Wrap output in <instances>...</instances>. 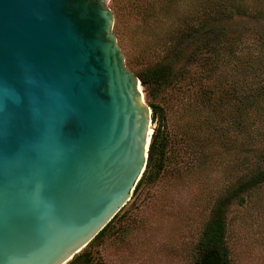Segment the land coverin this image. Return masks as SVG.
I'll list each match as a JSON object with an SVG mask.
<instances>
[{
    "label": "water",
    "instance_id": "water-1",
    "mask_svg": "<svg viewBox=\"0 0 264 264\" xmlns=\"http://www.w3.org/2000/svg\"><path fill=\"white\" fill-rule=\"evenodd\" d=\"M108 1L0 0V264L68 263L145 171L151 109Z\"/></svg>",
    "mask_w": 264,
    "mask_h": 264
},
{
    "label": "rangeland",
    "instance_id": "rangeland-1",
    "mask_svg": "<svg viewBox=\"0 0 264 264\" xmlns=\"http://www.w3.org/2000/svg\"><path fill=\"white\" fill-rule=\"evenodd\" d=\"M220 2L238 5L242 15L227 13L219 23L230 41L212 78L208 66H201L206 54L186 61L195 48L190 40L170 86L150 95L141 86L145 104L161 108L150 128L169 140L163 170L132 193L89 255L72 264H194L216 201L241 179L264 170V17L255 15L264 0H109L107 7L124 64L135 74L165 62L176 46L169 35L186 24L197 31L210 11L205 8ZM214 79L223 84L211 94ZM243 200L226 212L229 264H264V183Z\"/></svg>",
    "mask_w": 264,
    "mask_h": 264
},
{
    "label": "trees",
    "instance_id": "trees-1",
    "mask_svg": "<svg viewBox=\"0 0 264 264\" xmlns=\"http://www.w3.org/2000/svg\"><path fill=\"white\" fill-rule=\"evenodd\" d=\"M162 1L169 2L170 0ZM148 3L146 4L148 5ZM226 3L228 2H220L219 5L214 3L213 6H207L205 9H209L210 11H207V16L197 31L194 26L186 24V27H183L178 34L176 30L175 33L169 35V40L175 42L176 46H171L169 48L167 53L168 59L165 62H160L152 67L135 72L140 80L141 86L148 91L147 93L149 95L152 89L170 86L174 81L176 77V61L183 57L184 48L190 40L193 41L191 43L195 45V48L189 53L186 61H197V58L200 57L195 56L196 53L206 54L208 56L204 59L206 62H201V66H208V73L210 74L207 77L209 79L212 78L210 75L214 74V69L217 68V64L223 60L224 46L230 41H228L229 37H227L226 32L224 31L223 25H220L219 23L223 21L227 13H229L228 16H234L235 14L242 15L238 5L231 2L229 4ZM228 5L232 6L233 9L231 11L225 9ZM212 14L216 15L218 18V20H216L217 22L214 21V17L211 16ZM256 14L260 17H264V9H259L255 12V15ZM198 32H201V34H198ZM233 40L235 39L233 38ZM211 82H214L213 86L216 87L211 90V94L213 90L220 88L218 83L223 84L222 81H218L217 79H214V81L211 80ZM224 98L225 97L223 96L222 99L224 100ZM148 106L152 112L151 121L154 123L161 116V108L159 105L152 103H148ZM158 131L157 127L153 130L147 152L145 171L136 184L133 193H135L144 182L148 181L149 178L156 177L163 170L164 164L167 160L169 140L167 136L162 138L158 137ZM263 183L264 170L255 171L246 178L241 179L234 187L229 189L216 201L210 211L207 222L203 226L200 240L196 246L197 256L194 264H229V252L226 246L227 209L233 202L242 203L244 201L243 195L245 193L249 190L258 188ZM122 209L84 248L82 254L73 258L68 264H72L79 257H87L89 255V248L105 233L109 225L118 217L119 213H121Z\"/></svg>",
    "mask_w": 264,
    "mask_h": 264
},
{
    "label": "bare ground",
    "instance_id": "bare-ground-1",
    "mask_svg": "<svg viewBox=\"0 0 264 264\" xmlns=\"http://www.w3.org/2000/svg\"><path fill=\"white\" fill-rule=\"evenodd\" d=\"M151 135H152V129L150 128V130H149V134H148V141H150L149 136H151Z\"/></svg>",
    "mask_w": 264,
    "mask_h": 264
}]
</instances>
